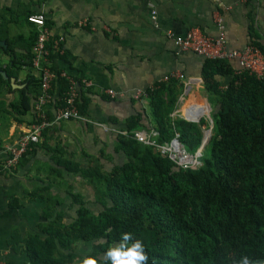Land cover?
Here are the masks:
<instances>
[{
  "label": "trees",
  "instance_id": "obj_1",
  "mask_svg": "<svg viewBox=\"0 0 264 264\" xmlns=\"http://www.w3.org/2000/svg\"><path fill=\"white\" fill-rule=\"evenodd\" d=\"M2 27L0 24L1 35L5 33ZM36 39L34 31L23 44L9 41L5 51L9 61L0 69V122L7 118L20 122L27 115L30 124L35 122L33 106L40 83L31 75V50ZM249 45L264 55L253 34ZM18 47L25 50L22 57L14 52ZM23 69L28 72L25 88L6 105L2 99L12 92L10 79ZM235 71L233 64L203 60L201 93L213 113L211 137L198 170L179 169L151 147L116 135L114 153L120 160L104 177L102 211L95 215L80 204L68 228L44 227L47 238L37 247L26 248L28 264H82L83 259L64 251L83 243L91 245L87 257L103 262V254L119 243L123 233L143 242L148 264H239L244 256L264 264V82ZM225 78L229 80L221 89ZM57 83L59 100L49 108V118L53 110L62 107L68 90L66 80ZM89 93V89L81 90L77 101L83 117L88 115ZM182 93L178 82L157 84L153 91H147L150 123L143 124L135 117L127 121L124 131L155 129L159 142L178 133L187 150L194 152L199 146V127L171 117ZM203 104L198 97L195 106ZM47 133L45 130L43 135ZM2 143L0 137V151ZM39 149L52 151L47 142L37 143L20 162ZM54 151L61 152L58 147ZM49 161L68 174L78 173L69 160L50 157Z\"/></svg>",
  "mask_w": 264,
  "mask_h": 264
},
{
  "label": "crops",
  "instance_id": "obj_2",
  "mask_svg": "<svg viewBox=\"0 0 264 264\" xmlns=\"http://www.w3.org/2000/svg\"><path fill=\"white\" fill-rule=\"evenodd\" d=\"M153 11L158 26L152 19ZM35 14L45 16L55 39L62 38V53L54 56L52 68L91 83L87 121L64 120L54 124L39 142L50 138L52 142L48 144L53 143L54 147L72 154L84 148L95 150L100 138H116L117 132L124 131L132 118L150 123L148 98L136 102L132 96L136 92L147 93L170 74L179 73L195 81L187 95L178 97L176 107L180 108L183 99L182 113H207L205 104L195 106L198 97L207 103L202 90L195 86L198 82L202 84L203 59L193 53L177 51L170 35L185 36L198 30L204 37L215 39L213 21L219 17L227 50L248 46L251 34L264 49V0H0V24L5 32L3 35L0 32V41L6 44L5 49L0 48V69H5L9 61L5 54L9 41L23 44L36 31L26 23L27 17ZM14 52L21 57L25 55L21 47ZM27 74L23 69L10 79V85L13 79L15 87L11 93L4 94L2 100L6 105L18 98L17 91L24 90ZM228 80L221 82V89ZM107 90H114L123 99H110L105 94ZM20 120L7 118L0 122L3 142L0 166L5 147L13 144L31 125L30 115ZM32 155L43 162L49 161L39 150ZM115 159L120 160V156L110 157L108 170L114 167ZM9 174L0 170V262L28 264L24 246L27 222L23 209L26 185L9 178Z\"/></svg>",
  "mask_w": 264,
  "mask_h": 264
},
{
  "label": "built area",
  "instance_id": "obj_3",
  "mask_svg": "<svg viewBox=\"0 0 264 264\" xmlns=\"http://www.w3.org/2000/svg\"><path fill=\"white\" fill-rule=\"evenodd\" d=\"M152 19L157 25L156 12H152ZM29 25L33 26L37 32V39L31 50V70L32 75L40 83V94L36 98L33 106V122L28 130L24 132L11 145L5 147V157L1 162L0 170L6 173H12L20 163L21 158L31 149V146L39 143L42 140L45 130L52 127L54 124L64 120H79L86 122V118L80 114L77 108V101L80 97L81 90H86L91 87V83L86 79H77L69 75L65 71H56L52 68L51 57L62 53L60 39H55L52 32L46 25V18L43 14L30 15L27 18ZM216 37L209 39L199 33L198 30H192L185 36H172L177 51L181 53H193L203 60L224 61L229 64L236 65V73L245 72L255 76L259 81L264 82V55L256 48L248 45L241 50H227L225 47L224 26L222 20L216 17L213 21ZM64 79L68 83V90L62 98L63 105L52 111V116L49 118V108L59 100L58 80ZM178 82L183 86L181 98L190 92V87L193 85V80L186 79L182 74L174 73L164 77L160 83ZM202 90V84H195ZM154 87L150 89L153 91ZM105 94L110 99H123L121 94L114 90H107ZM147 98L146 92H136L132 99L136 102ZM208 112V105L205 102ZM190 113H182V120L189 123H198L207 117L211 124L208 113L196 117L195 120L189 119ZM173 118V116H171ZM211 127V126H210ZM210 129L206 130L209 135ZM117 134L129 136L137 143L151 147L157 153L167 157L174 165L183 170H198L202 165V156L205 145L201 146L194 152H190L179 140V134L175 133L174 137L169 141L159 142V133L155 129H137L131 132L118 131ZM1 264V262H0Z\"/></svg>",
  "mask_w": 264,
  "mask_h": 264
},
{
  "label": "rangeland",
  "instance_id": "obj_4",
  "mask_svg": "<svg viewBox=\"0 0 264 264\" xmlns=\"http://www.w3.org/2000/svg\"><path fill=\"white\" fill-rule=\"evenodd\" d=\"M7 26L10 25L7 24ZM184 101L181 99L180 108L176 107L177 104L175 105L171 113L173 120H182ZM207 113L208 118L213 113L210 105H208ZM200 121L204 123L199 124ZM200 121L195 123L199 127V146L203 142L204 132L211 129L207 117ZM47 142L52 141L49 138ZM97 143L98 146L95 150L91 147L88 150L85 148L83 150L80 146L81 151L75 154L63 152L62 150L56 153L54 151L55 144L53 143L48 144V148L52 150L51 152L39 149L40 155L45 156L47 159L53 157L69 160L78 170L75 175L66 173L62 167L57 166L52 161L43 162L39 158H33L32 154L23 159L17 168L9 174V178L22 181L26 185L23 198V209L26 213L27 222L24 241L26 248L37 247V244L47 238L42 232L44 227L62 226L68 228L71 226L80 204L95 215L102 211L100 201L103 199L102 193L105 189L104 177L107 176L106 173L109 171L107 164L110 157L117 158L119 154L114 153L115 137L108 136L103 140L100 138ZM118 161L119 159L112 161L113 165L117 164ZM10 206L14 207V204H10ZM55 246H57L56 242ZM70 248V251H64V254H75L78 259L86 258L91 251V245L86 243L72 245Z\"/></svg>",
  "mask_w": 264,
  "mask_h": 264
},
{
  "label": "clouds",
  "instance_id": "obj_5",
  "mask_svg": "<svg viewBox=\"0 0 264 264\" xmlns=\"http://www.w3.org/2000/svg\"><path fill=\"white\" fill-rule=\"evenodd\" d=\"M149 256L141 240H133L131 233H123L119 243L111 245L103 254V262L96 257L88 256L82 264H148ZM239 264H255L244 256Z\"/></svg>",
  "mask_w": 264,
  "mask_h": 264
},
{
  "label": "water",
  "instance_id": "obj_6",
  "mask_svg": "<svg viewBox=\"0 0 264 264\" xmlns=\"http://www.w3.org/2000/svg\"><path fill=\"white\" fill-rule=\"evenodd\" d=\"M0 48L5 49V48H6V44H5L4 42H1V41H0ZM0 73H2V72L0 71ZM2 74H3V73H2ZM11 85H12V87H15V84H14V80H13V79L11 80ZM210 137H211V135H210V131H209V135H208L207 138L204 140V144H203V145H207V143H208Z\"/></svg>",
  "mask_w": 264,
  "mask_h": 264
},
{
  "label": "bare ground",
  "instance_id": "obj_7",
  "mask_svg": "<svg viewBox=\"0 0 264 264\" xmlns=\"http://www.w3.org/2000/svg\"><path fill=\"white\" fill-rule=\"evenodd\" d=\"M189 113L191 114L189 119H193V120H195L196 117H199L200 115L204 114V113H202L200 111H192V112H188V114ZM207 136H208L207 132L204 133V138H207Z\"/></svg>",
  "mask_w": 264,
  "mask_h": 264
}]
</instances>
